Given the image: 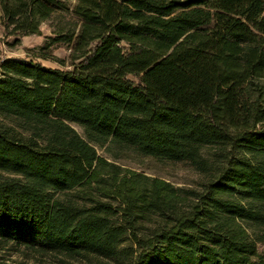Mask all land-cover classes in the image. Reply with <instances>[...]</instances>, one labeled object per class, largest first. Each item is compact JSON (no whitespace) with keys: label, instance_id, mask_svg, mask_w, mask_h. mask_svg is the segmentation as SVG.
Returning <instances> with one entry per match:
<instances>
[{"label":"trees","instance_id":"16d2710c","mask_svg":"<svg viewBox=\"0 0 264 264\" xmlns=\"http://www.w3.org/2000/svg\"><path fill=\"white\" fill-rule=\"evenodd\" d=\"M0 8L15 41L64 21L27 58L0 59V245L88 264H264V0ZM128 156L200 181L174 186Z\"/></svg>","mask_w":264,"mask_h":264},{"label":"rangeland","instance_id":"374dc122","mask_svg":"<svg viewBox=\"0 0 264 264\" xmlns=\"http://www.w3.org/2000/svg\"><path fill=\"white\" fill-rule=\"evenodd\" d=\"M61 16H55L50 21L42 24L41 35H31L19 38L15 41L14 37L5 35L0 24V59L4 57L27 58L32 55L34 50H38L44 46L46 40L52 36L54 25L63 23ZM1 23V8H0ZM33 51V52H32ZM53 53L67 60L69 50L65 46L53 47ZM42 62L48 66L57 65L50 61ZM75 129L82 133V130L75 126ZM99 154L106 156L103 150H99ZM124 168H130L138 172L145 173L148 176H155L171 182L178 187H195L200 181V175L193 169L168 163H161L151 158H141L135 156L125 157L118 162ZM0 264H88L87 261L81 259H69L65 256L42 253L24 248H16L11 244L0 245ZM90 264H105L99 261H91ZM110 264V263H109Z\"/></svg>","mask_w":264,"mask_h":264}]
</instances>
